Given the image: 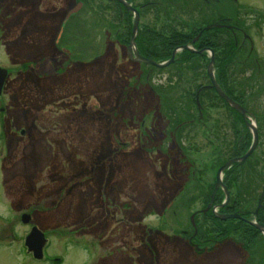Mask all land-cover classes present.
Returning a JSON list of instances; mask_svg holds the SVG:
<instances>
[{
  "label": "rangeland",
  "instance_id": "rangeland-1",
  "mask_svg": "<svg viewBox=\"0 0 264 264\" xmlns=\"http://www.w3.org/2000/svg\"><path fill=\"white\" fill-rule=\"evenodd\" d=\"M48 1L16 0L14 6L12 0H5V4L11 3V11L6 7V13L12 14L9 21L5 20L6 25L21 32L22 47L23 43L36 42L38 48L31 50L34 57L52 59L56 54L55 28L65 14L60 13L54 24L40 17L47 11L53 14ZM136 1L139 6L154 2L145 5L141 24L158 31L175 27L187 32L205 23H236L244 29L251 42L239 39L243 50L237 65H233V79L238 96L242 93L240 84L245 83L249 112L264 115V74L254 72L255 62L264 66V0H167L162 23L159 0ZM74 2L53 3L58 12L64 13ZM80 4L77 15L67 24L68 33L83 37V65L71 67L64 77L56 78L50 59L38 70L45 79L30 78L25 82L28 89L22 86L29 97L30 89L36 90L32 94L35 109L26 115L28 118L22 112L14 114L18 125L27 126L29 133L21 142L10 140L7 145L20 161L16 164V180L8 189L15 201L19 199L14 206L35 213V222L47 231L50 244L56 237H79L78 233L90 240L93 264H259L260 256L264 264L263 244L262 250L256 247L254 251L255 246L250 245L252 249L245 252L240 234L219 244L208 242L211 233L201 235L213 229L207 224L213 218L207 215L219 217L213 214L214 202H207L212 196L209 184L216 183L217 172L213 176V171L206 173V169L213 162L210 154L216 148L229 149L230 114L223 103L211 94L213 100L204 104L208 105L207 132L197 125L179 135L188 163L176 142L172 143L175 126H168L165 105L177 107L182 117L189 111V120L197 118L194 96L200 84L210 85L204 76L207 67L199 72L193 67L182 69L184 78L179 82L177 68L148 73L147 67L128 60L129 44H118L115 2L80 0ZM223 19L226 21L220 24ZM78 21L82 23L80 32L75 25ZM221 37L224 45L229 37L225 31ZM249 85L254 89H247ZM155 88H159L158 97ZM62 92L75 95L72 106L62 107L59 102L62 108L50 114L45 106L62 100ZM187 93L189 96H185ZM213 103L219 108L211 109ZM34 122L36 129L32 128ZM258 129L263 137L255 161L264 159V121ZM217 132L229 133L227 144L218 143ZM152 135L151 141L148 137ZM5 168L9 169L8 164ZM1 173L0 169V186L4 180ZM10 177L5 176L7 181L13 180ZM243 179L248 186V179ZM196 232L195 242L201 245L206 241L207 247H213L204 253L191 250L188 243ZM111 250L116 255L102 261Z\"/></svg>",
  "mask_w": 264,
  "mask_h": 264
},
{
  "label": "trees",
  "instance_id": "trees-1",
  "mask_svg": "<svg viewBox=\"0 0 264 264\" xmlns=\"http://www.w3.org/2000/svg\"><path fill=\"white\" fill-rule=\"evenodd\" d=\"M150 6V5H147ZM130 16L128 19H126V27L124 28V31L121 33V35L116 34L117 41L121 42L122 44H129L131 35H132V24L130 22ZM120 15L117 14V20L119 22ZM213 24H207L200 25L199 27L192 28L190 30H187V32H184L182 30H178L175 27H168L164 31V35L160 34L156 29L153 30V32L149 31V27L145 26L143 28V31L139 33L136 44H137V50L139 54L147 59H152L154 61H157L159 63L166 62L171 59L173 52L180 47L183 46H193L196 50L202 51L205 49H211L215 53V73H216V79L220 87L223 89V91L232 99L240 103L242 106L247 108V102H246V96L247 91L244 90L243 87H245V83H241L240 87H242V93L238 96L237 93L239 92L236 84V80L233 79L234 75L232 74L233 71V65L238 63V58L240 56V53L243 50V47L240 43V40H242L243 31L244 29L238 26V24H234L232 26L231 32L228 34V42H225L223 45L221 33L224 32V30H217V29H208L209 26ZM246 33V32H245ZM240 39V40H239ZM227 48V50H226ZM226 52L228 54L226 55ZM209 64V58L207 57V54L203 53L202 55L199 53H191L188 51L181 52L177 58L176 62L170 67L171 68H177L178 73L176 75V78L179 80H182L184 78V71L182 69L185 68V71H187V68L193 67L194 71L199 72V69H202L207 67L206 64ZM143 67H147L148 69L152 70L150 67L141 65ZM203 66V67H202ZM256 66V68H255ZM254 66V72L264 74V66L262 64L255 62ZM263 69V70H262ZM148 71V73L150 72ZM159 71H165V70H159ZM167 71V70H166ZM205 79L207 80V74L204 73ZM151 77V76H150ZM149 77V78H150ZM149 78L146 79L147 85ZM209 80V79H208ZM173 87V86H172ZM207 86H198L196 87V94L200 93V99H199V108L197 106V99L195 94V106L197 110L200 112L198 113L197 118L190 119L188 117H191L189 111H184L185 117H182L183 115H179V112L173 106L171 105H165V108H167L168 116L166 118L168 122V126H172L173 128V134H172V143L176 142V145L178 146V150L181 152L182 156L187 158L186 154L183 151V147L181 146V137L186 130L192 128L193 126H201V129L207 132V113H208V105H204L206 101L213 100L214 98L216 100H219L223 103V106L227 109L230 115H236V113L216 94V92L210 88H206ZM175 88V87H173ZM205 88V89H204ZM248 88L254 89L253 86H248ZM161 89V88H160ZM204 89V90H203ZM153 92L158 97L159 94V88L153 90ZM190 93H187L185 96H189ZM211 94L214 96H211ZM129 96V95H128ZM213 97V99H212ZM219 105L213 103L212 105H209L211 109H218ZM171 107V108H170ZM248 109V108H247ZM182 114V113H181ZM257 120L258 126L264 121V115L258 116L256 114H253ZM186 119V120H185ZM200 121H203V125H199ZM230 125L229 128L231 129V140L229 141L226 138V135H222L220 132H217L216 139L219 141V144H227L228 143V150H224V148H216L214 152L211 155V158L213 161L211 166H209L208 169H206V173L209 171H213V176H215L216 172L230 159L243 156L246 154V152L249 150L251 143H252V135L248 133L247 130L243 129L242 127V119L240 116L236 115V117H230L229 119ZM233 122V123H232ZM205 127V129H204ZM261 128V127H260ZM261 138L263 137L262 133H260ZM227 140V141H226ZM217 145V144H216ZM262 145V143H261ZM256 153L248 160V162L243 166L240 167V165H236L232 167L230 170H228L226 175V186L229 191L231 202L224 206L222 209L219 210L222 214H232L237 211H244L246 212V217L251 220H256L257 223L264 225V199H263V208L261 209L260 213L257 215V217H254V211L256 210L258 201L260 199L261 194L264 192V159L256 160ZM188 159H185L186 163ZM189 161V160H188ZM260 161L261 163V170L260 175H257V172L255 170V165ZM201 172V171H200ZM197 174V171H194V174ZM201 173H198V175ZM243 178H246V182L248 183V186H246V183L243 182ZM259 179V186L257 184V180ZM245 185V186H244ZM214 184H209V190L210 195L212 194L214 190ZM244 187L248 188V191L244 190ZM225 198V195L223 192L217 193L215 200H214V206H220ZM211 201V196L208 198L207 202L209 203ZM207 217L213 218V221H208V226L212 227V231L206 230L203 231L201 235L204 237L206 234L212 235L210 239H214L216 242L221 243L227 239H231L237 234H240V242L244 243L245 250H249L250 245L254 246L257 242V239L259 237V232L252 227L249 224H246L242 221H227V222H221L217 220L214 215L211 213L207 215ZM205 226V222H203L202 227ZM240 230L243 231L242 234H247L245 237L240 233ZM252 249V248H251ZM250 249V250H251Z\"/></svg>",
  "mask_w": 264,
  "mask_h": 264
},
{
  "label": "flooded vegetation",
  "instance_id": "flooded-vegetation-1",
  "mask_svg": "<svg viewBox=\"0 0 264 264\" xmlns=\"http://www.w3.org/2000/svg\"><path fill=\"white\" fill-rule=\"evenodd\" d=\"M12 1H13V5L16 6L17 5L16 0H12ZM113 1L115 2V6H116L115 16L117 14L120 15L119 30H118L117 34L121 35V33L124 31V28L126 27V24H127L126 19H128L129 16L131 17L130 22L132 24V31H133V24H134V20H135L134 13L129 12L123 5L118 3L116 0H113ZM144 1H146V0H144ZM159 1L161 3V7L163 8V9H160L158 12L160 22L162 23V21L165 20V16H166L164 13L165 12L164 7L166 6L167 0H159ZM210 1H213V0H210ZM48 2H49V6H51V8H52L53 14H50L47 11L45 14L39 15L40 17L45 18L50 23L54 24V23H57V21H59L58 18L60 17V13L65 14L63 16L64 18H62L59 21L58 25L55 28L56 29V38L53 42V46H54V52L56 54L54 57H52V59L50 58L51 62L53 63V66L55 67L54 76L56 78H58V77L62 78L66 74L69 73V70L71 69V67H74L76 65H78V66L83 65L82 64L83 62L81 61V58H83L82 55H84L83 43H82L83 37L80 34L78 36H76L74 34L68 33L69 25L67 24L71 18H74L77 15L78 12L76 14L72 15L69 20H67L68 15L79 7L80 0H75L74 6L73 7H67L68 9L65 10L64 13L62 11L58 12L57 6L54 5V3H53L54 0H49ZM125 2L127 4H129L133 9L137 10V12L139 13V16H140L139 33L142 32L143 28L145 27V26H143V24H141V19L143 18V15H144L143 10L146 7L145 6L146 4L152 5V4H154V2H147L144 5H140V6H139V4L136 3L137 2L136 0H125ZM56 3H57V1H56ZM6 7L8 8V12H10L11 10L9 7H11V3L5 4V0H0V13H1L0 14L1 15L0 16V82L1 81L3 82V80H4V83H2V86L0 85L1 86L0 87V169L2 172L1 173L2 176H4V180L2 181L1 185L6 187L7 191H8L9 187H11L12 182H15V180H16V164H17V162H18V164L20 163V161L16 160V156H12V153L9 149V146H7L8 142H10V140L15 141V142H21L22 140L25 139V137L27 136V133H29L27 130V126L18 125V123L15 120L14 114L17 112L18 113L22 112L25 115V117L28 116V113L30 115L33 114V111L35 109V107L33 108V106L35 105V100H34V98H32V94L34 92L36 93V90L32 91V89H30V96L31 97H29L28 93L26 92V90L24 91L23 87H27V89H28V85L25 82L28 81L30 78H33L34 80H37V81L45 79L44 78L45 75H42V74L38 75V70L42 65H44L46 62L50 61V59L45 55H42L38 58L34 57L32 55L31 50H36L38 48L37 46H35L36 42L32 45L28 44V43H23L24 45L22 47L21 32H19V30L12 28L9 25H6V20L9 21L12 17L11 16L12 14L6 13V9H7ZM56 13H59V14L55 15ZM5 18H6V20H5ZM170 19L172 21L174 20L173 17H170ZM171 20H170V22H171ZM221 21L222 22H219V21L218 22L221 24L226 20L223 19ZM75 25L78 27L77 32H80V29L82 28V26H81L82 23H80L78 21ZM230 27L232 29V26H230L227 23L222 25V30H224L227 33V36L231 32V29H229ZM149 29H150L149 31H151V32H153L154 29H156L157 31L159 30L157 28L152 29L150 27H149ZM164 31L165 30L162 29L158 32L160 34L164 35ZM82 33H83V31H82ZM7 39H10V40H7ZM243 39L245 41L244 37H243ZM244 41H242V43H244ZM226 42H228V40ZM118 44H120V46H122V47L126 46V44H122L120 41L118 42ZM127 48H128V46H127ZM189 48L191 49V51L188 50V52H191L194 54L200 52L199 50H196L195 48H193V46H189ZM226 50H227V48H226ZM206 54L208 57V53H206ZM227 54H228V52H226V55ZM130 62H132V61H130ZM150 68L152 70H150L149 73L153 74V71H155L156 68H153V67H150ZM3 71H6V72H3ZM2 78H4V79H2ZM30 87H32V86H30ZM66 93L69 94V92H66ZM66 93L62 92L60 94L61 98H63L62 100H60V101L53 100L50 104L45 106L46 108H50V114L55 113L56 111H59V109L64 107L65 105H67V107H69V105L72 106V104H73L72 99L75 97V95L70 94V95L66 96ZM63 95L66 98H64ZM79 98H80V94H79ZM233 101H235V100L233 99ZM59 102L62 103V107H59V105H58ZM235 102L237 104L241 105L237 101H235ZM45 107H44V109H45ZM242 107L245 108L244 106H242ZM247 108H248V106H247ZM247 108H245V109L249 112V109H247ZM234 112L236 113V115L240 116L242 119L243 124L240 127L247 130L248 133L251 135L252 133L247 126V122L243 119V117L239 113H237L235 110H234ZM198 113H200V112L198 111ZM236 115H230L229 117H236ZM254 120L257 123L255 116H254ZM199 123H201L199 125H203L202 124L203 121H200ZM229 123H230V121H229ZM229 123H228V128L230 125ZM248 123H250V122L248 121ZM32 128H34V129L37 128L35 122H34V125H32ZM204 129H205V127H204ZM258 131H259V129H258ZM227 134H229V133H227ZM227 134L224 133L223 135H226V137H228ZM153 136L154 135H152L151 137H148V139L152 141L154 139ZM259 136H260L259 145H261L260 132H259ZM240 157H242V156H238V157H235L232 159H236V158H240ZM232 159H230V160H232ZM6 164H8L9 169L5 168ZM11 166H13L15 170H12L13 168ZM234 166H236V165H234ZM255 170L257 172V175L259 176L260 170H261L260 161H258V163L255 165ZM218 171H217V174H218ZM6 174H10L11 175L10 178H12L13 180H11L9 178L10 180L7 181L5 178ZM215 177L217 178V176H215ZM256 180H257V184L259 186V183H260L259 179L257 178ZM225 182H226V175L224 174L223 184L227 188ZM215 185H216V183H215ZM221 192H223L222 187L220 188V190H218V194ZM17 200H19V199H17ZM17 200L15 202H17ZM224 202H225V198H224L222 204ZM229 202H231V197H230ZM222 204L220 206H222ZM14 207L17 210L22 212V209L19 207V205L18 206L16 205ZM218 207L219 206H215L214 208H218ZM262 208H263V201L261 202L259 199L256 210L254 211V217H257V215L260 213ZM237 212H239V211H237ZM241 212H243L244 214L240 213V215H241V218L239 219L240 221H242L246 224H248L247 223L248 221H253V220L248 219L246 217L247 216L246 212H244V211H241ZM22 213H23V215H30L31 216L30 223H29V225L31 226V229H30L29 234L31 233V231L34 228H37L45 234V236L48 240V244H47L46 248L44 249V256L45 257L43 260H41V262H46V261H47V263L52 262L53 259H50L49 257H47L46 256L47 254L45 253V250L47 249V247L51 245L50 240L48 238L47 231L41 229L37 225V223L35 222V219H34L35 213L27 212V211L22 212ZM223 215H225V214H223ZM260 225L264 227V225H262V224H260ZM259 234L260 235L257 239L258 243H256L254 245L255 246L254 251H256V247H259L262 250V246L264 245V235L261 232H259ZM77 235H79V238H81L80 233H78ZM196 237H197V232H196L195 236L193 238H191L190 242L188 243L191 250H193L195 252L199 251L201 253H204V252L208 251V248L213 247V245H212V247H207L206 244H208V243H206V241H203V243L200 242L201 245L198 244L197 242H195ZM227 240H230V239H227ZM208 242L214 243L216 241L214 239H209ZM217 244H219V243L217 242ZM240 245L244 248V243H240ZM244 250H245V248H244ZM245 251H247V250H245ZM253 254H255V252H253ZM114 255H116L115 252L113 250H111V252L109 254H107V256L103 257L102 261L104 259L107 260V259L113 257ZM127 255H129V254H127ZM34 260L37 261L35 258H34ZM57 260L58 259H54V261H57ZM258 262H259V264H262L263 260H262L261 256H260V260Z\"/></svg>",
  "mask_w": 264,
  "mask_h": 264
},
{
  "label": "clouds",
  "instance_id": "clouds-1",
  "mask_svg": "<svg viewBox=\"0 0 264 264\" xmlns=\"http://www.w3.org/2000/svg\"><path fill=\"white\" fill-rule=\"evenodd\" d=\"M14 204L7 188L0 186V264H35L25 244L31 226L24 222L23 213ZM48 255L60 258L62 264H93L94 260L92 242L71 236L54 238Z\"/></svg>",
  "mask_w": 264,
  "mask_h": 264
},
{
  "label": "water",
  "instance_id": "water-1",
  "mask_svg": "<svg viewBox=\"0 0 264 264\" xmlns=\"http://www.w3.org/2000/svg\"><path fill=\"white\" fill-rule=\"evenodd\" d=\"M116 1L118 3H120L121 5H123L129 12H133L135 15L133 31H132V38H131L130 45L128 47V54H129L130 60H132L134 62H139V63L145 64V65H149V66H152V67H155L158 69H166L176 62V56L180 51H183V50H190L191 51L189 46H184L182 48H178L173 52V56H172L171 60L166 62V63H163V64H159L153 60L142 57L138 53V50L136 47V38H137V35L139 33V22H140L139 13L135 9H133L129 4H127L125 2V0H116ZM78 10H79V8L76 9L75 11L71 12L70 15L68 16V19L70 18V16L77 13ZM214 27L220 28L219 26H214ZM214 27H211V28H214ZM211 28H209V29H211ZM202 53H204V52H200V54H202ZM210 53H211V62L208 66V76H209L211 83H212L211 88L214 89L217 92V94L233 110L238 112L243 117V119L247 122L248 128L252 131V134H253V143H252L250 150L243 157L230 160L222 168H220V170L218 171L216 188H215L214 195H213V198H214V196H215L216 192L219 190V188L223 187V174H224V172L227 171L229 168H231L235 164H240L241 166H243L245 164V162L253 155V153L255 152V150L258 147L259 135H258V131H257L255 124L248 123V120L251 121L250 114L242 106H240L235 101H233L218 85L216 78H215V75H214L215 57H214V53L211 50H210ZM3 72H6V71H3ZM2 79H4V78H2ZM2 83H4V80H3V82L2 81L0 82L1 86H2ZM225 193H226L227 201H228L229 195H228V192L226 189H225ZM240 217L241 216L239 214L223 215V216H219V219L226 221V220H231V219H240ZM23 220L25 223L28 224L30 221V217L28 215H25L23 217ZM252 225L254 227H256L260 232L264 233V227L256 225L254 223H252ZM46 243H47V240L45 239L44 234L42 232H40L38 229H33L32 233L29 235V237L26 240V246L28 247L29 251H31L34 254L35 258L38 260H41L43 258V249H44Z\"/></svg>",
  "mask_w": 264,
  "mask_h": 264
}]
</instances>
